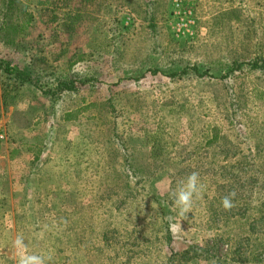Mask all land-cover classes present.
Returning <instances> with one entry per match:
<instances>
[{
	"label": "rangeland",
	"instance_id": "obj_1",
	"mask_svg": "<svg viewBox=\"0 0 264 264\" xmlns=\"http://www.w3.org/2000/svg\"><path fill=\"white\" fill-rule=\"evenodd\" d=\"M0 68V264H264V0H0Z\"/></svg>",
	"mask_w": 264,
	"mask_h": 264
},
{
	"label": "clouds",
	"instance_id": "obj_2",
	"mask_svg": "<svg viewBox=\"0 0 264 264\" xmlns=\"http://www.w3.org/2000/svg\"><path fill=\"white\" fill-rule=\"evenodd\" d=\"M198 192V176L196 173H193L172 193L174 204L176 208L179 209V214L181 217L189 212L193 196L194 194H198ZM231 195H234V193ZM222 204L225 209L232 207V202L229 197H224ZM13 246L18 252V264H45L46 260L50 259V257H45L42 255L26 254L24 237L22 234L17 235L13 241Z\"/></svg>",
	"mask_w": 264,
	"mask_h": 264
},
{
	"label": "trees",
	"instance_id": "obj_3",
	"mask_svg": "<svg viewBox=\"0 0 264 264\" xmlns=\"http://www.w3.org/2000/svg\"><path fill=\"white\" fill-rule=\"evenodd\" d=\"M27 24H24L23 26H26ZM5 43H7V41H5ZM13 70V69H12ZM12 70H11V72H12ZM1 71H3V69H1L0 68V72ZM32 71H34L33 69H32ZM13 73V72H12ZM19 74L17 75V76H27V75H29V76H31L28 72L27 73H24V72H18ZM25 74V75H24ZM62 89V88H61ZM1 96H2V94H1Z\"/></svg>",
	"mask_w": 264,
	"mask_h": 264
},
{
	"label": "crops",
	"instance_id": "obj_4",
	"mask_svg": "<svg viewBox=\"0 0 264 264\" xmlns=\"http://www.w3.org/2000/svg\"><path fill=\"white\" fill-rule=\"evenodd\" d=\"M1 92H2V86H1V81H0V97H1Z\"/></svg>",
	"mask_w": 264,
	"mask_h": 264
}]
</instances>
